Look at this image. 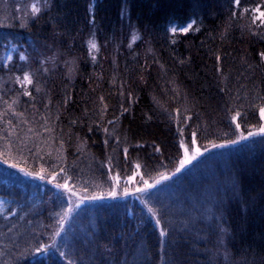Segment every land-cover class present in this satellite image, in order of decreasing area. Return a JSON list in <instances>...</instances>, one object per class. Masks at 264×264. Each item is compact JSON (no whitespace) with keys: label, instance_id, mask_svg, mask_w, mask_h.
Wrapping results in <instances>:
<instances>
[{"label":"trees","instance_id":"trees-1","mask_svg":"<svg viewBox=\"0 0 264 264\" xmlns=\"http://www.w3.org/2000/svg\"><path fill=\"white\" fill-rule=\"evenodd\" d=\"M233 1L48 0L31 21L14 14L6 6L7 0L6 4L0 1V44L19 43L23 37L29 40L26 31L31 29L40 41L53 39L56 46L66 49L69 54L65 58L78 68L69 79L44 77L38 69V54L31 56L29 51L25 62L0 63V102L8 105L7 111L0 109L1 160L9 158L29 171L60 174L63 167L73 176L88 174L92 179L106 180L110 169L116 175L125 167L137 169L139 165L149 172L174 159L181 139L193 131L206 144L211 139H231L237 124L242 129L258 126L259 109L264 107V62L258 57L264 49V25L245 13L244 8L257 0H240L236 13ZM121 7L131 22L147 28L151 43L147 46L138 41L116 52L119 59L112 54L111 61L109 36L117 32ZM195 16L203 22L189 35H179L173 44L169 38L171 21ZM92 29L108 49L100 64H91L86 53L85 42ZM24 72L41 89L37 92L25 82L31 97L22 95L17 82V78L23 80ZM89 128L93 130L89 132ZM260 140L251 137L216 149L221 151L220 158L216 152L207 161H199L202 170L190 167L170 182L157 185L158 199L165 205L157 209L163 213L159 227L136 199L138 194H131L81 211L80 215L86 216L81 220L79 215L68 224L74 237L62 236L56 244L74 264H121L125 259L130 264H168L169 259L176 264H209L216 239L211 234L214 229L209 232L203 225V209L211 196H207L200 176L212 164L218 169L216 178L224 182L227 179L218 175V166L224 164L236 172L227 180L234 190L227 196L236 199L230 205L235 206L233 212L228 210L234 225L230 240L235 255L230 259L232 264H264V146ZM18 193H22L20 186L0 177L1 195L16 198ZM46 197L50 201V196ZM51 207L43 209L46 213L38 212L36 217L45 227L33 238H41L46 245L51 244L49 230L54 221L50 213L56 203ZM190 210L197 217L195 221ZM20 217L0 230V255L7 245L21 243L11 264H67L51 246L41 254L31 250L37 243L25 247L22 235L10 238L12 224ZM185 219L187 228L181 223ZM170 222L175 231L172 238H165L162 250L159 229L169 231ZM93 237L95 247L85 242ZM217 264H223V258H218Z\"/></svg>","mask_w":264,"mask_h":264},{"label":"rangeland","instance_id":"rangeland-1","mask_svg":"<svg viewBox=\"0 0 264 264\" xmlns=\"http://www.w3.org/2000/svg\"><path fill=\"white\" fill-rule=\"evenodd\" d=\"M0 1L5 2L6 4V0H0ZM47 1L48 0H12L10 2V0H7V2L9 3H7L6 6L10 8L14 12V14H16L18 17L20 18L27 17L28 21H31L34 18H36L38 13L41 12L44 3H46ZM95 4L96 2L92 4L91 10L94 9ZM240 5L242 4L239 3V5H237L233 1L232 7H234L235 13L236 11L240 9ZM34 6L36 8V11H33ZM124 7H121V20L119 22L120 24L117 29V32L109 36L110 37L109 38L110 40L109 48L111 50V53L109 54V59L111 61H114L112 58L113 57L112 54L116 55L114 57L119 59L117 53L119 54L120 51L127 50L129 44L135 45L138 41H141L144 45L148 46L151 43L147 36L150 34V32L148 33L147 28H142L141 26L131 22L132 19L128 18L127 10H125ZM244 9H245L246 16L251 18V20L258 22L259 24L264 25V17L261 16V13H264V0H257L256 3L252 5L250 8H244ZM194 18L196 19L190 20V22L194 20L195 23L193 24L189 32L195 31L194 28H196L199 25V23L201 24L203 22L202 17L195 16ZM24 23L25 22H21L23 26H25ZM93 28L95 29V27ZM94 29H92L89 32V37L85 42V46L87 50L86 53L87 55L89 54L88 59L90 60L91 64H100L104 61L105 57L107 56L108 49L105 47V41H102L99 37H97L99 36L97 30H96L97 33H94ZM26 32L30 33L28 34L29 36H31L29 40L23 37V39L22 38L20 39L19 43L18 42L9 43L5 45L0 44V63L2 65L9 66L19 61L25 62L27 60L26 53L29 51L31 56H34V54H38L39 65H40L38 69L40 70V74L44 77L58 78L61 75L62 78L69 79L70 77H73L74 75L77 74L78 68H77L76 63H74L73 61L67 60L64 56L66 54H69L66 49L64 48L60 49L58 46H56L53 39L50 42L40 41L37 38V36L33 35L35 32L31 29H28ZM189 32L187 33V35H189ZM169 34H170L169 38L171 41L173 38L177 41L178 36L183 33H177L174 37L171 32H169ZM133 35H136L137 37L135 41L132 40ZM115 36L117 37L115 38ZM92 40H95L98 46L96 49L91 48L89 45V42ZM93 56L96 57L95 61L92 60ZM21 57H24V58L22 59ZM28 75L29 77L32 78L30 74ZM28 86L32 87L33 85H27V87ZM0 109L7 111L8 105L5 104L4 102H0ZM263 122L264 120L261 119V122L258 123V126L256 127H251V128H246V129L245 128L242 129L240 127L239 130L233 132L234 135L232 133L231 139H234L235 136L238 135L240 132H243L246 136L249 131L255 132L258 129L259 125ZM259 137L261 136H255L254 138L258 139ZM190 140H191V134L189 135V137L186 136L184 137V139H181L185 147L189 149V154H191V152L194 151L195 148L199 147L202 152L201 156L193 160L191 164L186 165L185 168L181 169L179 173H175V175H173V171L175 167L178 166L179 158H181L184 154V148H180L178 155L175 156L174 159H171L172 161L171 160L163 161L158 166L151 168L149 172H146L145 170H142V169H138L139 174L133 177L132 181L128 183L129 189L131 190L133 187L139 186L138 182L140 180V176H144L145 179H149V176L146 175L147 173H150L152 178H158V175L160 173H164L168 175L170 177L169 180L161 181L159 183V184H165L167 182H170L175 177L182 175L184 171L190 167L192 168L194 167V169L202 170V167L197 163L199 161H202L203 159L207 161L209 159L208 158L209 155L211 154H214L217 152L216 157L220 158L221 151L220 152L214 151L216 149L211 148L209 142L221 143L222 141L217 140V139H214V140L211 139V140L206 141V144H205L204 141H202L196 136V144L192 145ZM206 146L208 148L207 151H205ZM1 159L2 158L0 157V177L2 181L9 182L10 180H13L15 184H17L18 186L22 188V193H18L19 196H17L16 198L15 197L11 198L10 195L5 196V195L0 194V230H3L6 227L4 225H8L9 222L12 221V219L15 218L16 216H21L20 221H18L15 224L14 223L12 224L14 226H12V228L10 229L11 230L10 238L14 237L16 239V238H19L20 235H22L23 237H25V243H22L25 247L41 242L42 240L41 238L40 239H37V238L33 239V238H35V236L37 237V235L40 234L39 232L42 230L43 227H45V224H44V221H42L40 218H37L36 216H40L38 215V212L46 213V211L45 212L43 211V209H45L46 207L53 208L51 207V204L56 203V201H53V200L48 201L46 196L47 195L52 196V194L57 191H63V190L55 189L54 183L56 181L63 182L61 180V177L64 174L63 173L58 174L57 177L55 178V181H53V183H49L48 180L42 181L38 178H33L31 176H25L22 172L19 171L18 168H12L9 164H4ZM218 167L221 169L218 175L223 177L224 179H227L228 181H230L233 179V177H235L236 172L232 169L227 168L226 165L220 164V166ZM217 170L218 169L216 166L209 164L207 165V168L205 171L207 175L204 174V175H201L200 177L203 181V186L205 190L207 191V196L212 197V196L217 195L218 193H224L226 195L225 202L219 208V212L223 213V219H222L223 227L227 229V233L223 234L224 243L221 247L222 249L226 247L230 255H235V251H233L234 249L231 246V240H230L231 233L233 232V230L231 229L234 226L233 224H231V218L233 220V216L232 217L228 216V210H229V213L233 212V208L235 206L230 208V205H233L232 203L236 199H235V196H227L233 193L234 191L233 186L227 180H224V182H222L219 179H217L216 178ZM133 171H137V169L136 168L128 169L125 167L123 168V170L121 171L119 170L118 172L115 173L116 175L117 174L120 175L119 183H120L121 188L124 186L126 177L128 175H131ZM43 174L47 175V173L45 172H43ZM68 174L69 176H71V179L68 181V186L70 188L74 187L77 190L87 188L89 192H96L100 190H107L111 184V178L104 180V179H99L98 177H95L92 179L88 174L86 175H81V174L76 175L75 174V176H73L69 172ZM149 182L151 183L152 180L150 179ZM81 194L83 193L81 192ZM131 194L133 193H131L130 191V194L128 196H131ZM121 198H124V197H121ZM111 200L112 199L96 201L94 202V205L88 201H85V204L81 205L80 207L83 210L90 209V208L95 207L96 205L108 203ZM55 208L56 209L54 211L59 210V206L57 203H56ZM240 209L241 208L239 207V210ZM83 216L85 217L86 215H80L81 220ZM88 217L91 219V215H88ZM37 220L41 221V223H37L36 222ZM53 221L54 222L52 225L54 226H52V228L49 230L51 231L50 232L51 236L53 234L54 228L57 227L54 218H53ZM205 221L206 222L203 223V225H205V228L209 230L210 232L211 230L214 229L215 219H213L212 221H208L206 219ZM68 224H69V221H67L64 224L65 231H62L59 236L54 237L55 241H57L56 239L59 240L62 236H65L66 238L74 237V234L68 229ZM212 233H213L212 236L214 237V239H216L214 242V249H215L217 247L218 234L215 230L211 232V234ZM1 234L3 235L4 231L1 232ZM212 236L210 237L209 240L213 239ZM10 238L8 241H11ZM20 244L17 246L11 245V244L7 245V249L4 250L6 252L0 255V264H11L10 261L13 260L18 250V247H20ZM222 258L223 256L221 255L219 259H222Z\"/></svg>","mask_w":264,"mask_h":264},{"label":"snow or ice","instance_id":"snow-or-ice-1","mask_svg":"<svg viewBox=\"0 0 264 264\" xmlns=\"http://www.w3.org/2000/svg\"><path fill=\"white\" fill-rule=\"evenodd\" d=\"M234 2L239 5L240 0H234ZM33 11H36L35 6L33 7ZM261 16L264 17V13H261ZM195 21H191L190 23H187L186 25L177 24L175 22H172V26L170 27V32L173 34V37L177 33H184L187 34L189 30L192 28ZM199 29H197L198 31ZM137 39L136 35L132 36V40L135 41ZM173 44L177 43V41L173 38L171 41ZM89 45L91 48L96 49L98 46L95 42V40H92L89 42ZM129 47H131V44H129ZM259 61L264 62V49L260 50L258 53ZM22 59L24 57H21ZM54 59V57H53ZM96 57L93 56L92 60L95 61ZM71 71V69H70ZM17 82L21 84V87L23 88L22 95L24 96H32V92L29 91L27 88H24V83L26 82L28 85H33L36 88V91L39 92L41 89L38 85H34L33 79L29 77L27 72H24L23 80H20L17 78ZM121 95H123V92H121ZM101 102H103V97L100 98ZM106 107V106H105ZM124 111L126 112L127 109L125 108ZM260 112V118L264 120V107H261L259 109ZM239 115V113H237ZM174 119H177L179 121L178 117H174ZM187 119V117H185ZM109 124H112L113 121L109 120ZM237 130H239L240 125H236ZM47 130V129H46ZM93 129L89 128L88 131L91 132ZM103 131L105 133L108 132L107 128H104ZM178 131L181 132L182 135V129L178 128ZM255 136H261L260 143L262 146H264V123H261L258 127V129L255 132L249 131L247 133V136L240 132L238 135L235 136L234 139H225L221 143L216 142H209L211 148L213 149H222L231 145H237L241 141L248 140L249 137H255ZM119 139V137H117ZM105 145H108V139H105L104 141ZM191 144H196V133L193 131L191 133ZM180 148H184V154L181 158H179L178 166L175 167L173 171V175L175 173H179L181 169L185 168L186 165L191 164L193 160H195L197 157L202 155L201 149L199 147L195 148L194 151L189 154V149L185 147L183 141L179 144ZM79 151V149H77ZM207 146L205 147V151H207ZM156 151H159V148L156 149ZM125 155L128 153V148H124ZM0 157H3V153H0ZM2 162L4 164H9L12 168H18L20 172H22L25 176H31L33 178H38L40 180H48L49 183H53L55 181V178L57 177L58 173L57 171H52L48 173L47 175L43 174V169L40 171L32 170L29 171L27 168L21 167L18 163H12L9 158H3ZM109 164H111V161L109 160ZM137 171H133L131 175H128L126 177L124 186L120 187V175H112L111 169L108 173H106L111 178V184L107 190H100L96 192H89L87 188H83L80 190H77L76 188H70L68 186V181L71 179V176H69L68 172L65 171L63 167L59 168V172L63 173L64 175L61 177V180L63 182L56 181L54 183V187L57 190H63V191H57L52 194V196L49 197V200L51 201L53 197H55L56 203L59 206L58 211H54L53 213H50V215L53 216L55 219V223L57 225L56 228L53 230L52 236H50V245H46L42 242H38L34 246H32V251L34 252H40L43 254L48 250V248L51 246L55 249V251L59 252L61 257H65L67 259V264H74L73 260L71 258L67 257V254L65 251L61 249V247L56 244L54 237L59 236L62 231H65L64 224L67 221L73 220L76 217L80 215V212L83 211L81 209V205L85 204V201H88L94 205V202L96 201H103L105 199H112L116 200L121 197H126L131 193L138 194L136 195V199L139 200L147 209L148 213L154 218L155 224L159 227L162 223L163 219V213H158L157 209L164 207V203L158 199L159 189L156 188V185L159 184L161 181H167L170 179V177L164 173H160L158 175V178H152L150 173H147L146 175L149 176V179H145L144 176H140V180L138 182L139 186L133 187L131 190L128 187V183L132 181L133 177L138 175V169L139 165L136 166ZM152 180L150 183L149 180ZM81 192L83 194H81ZM226 195L224 193H218L215 196H212L209 199V203L205 206L203 209V215L208 221H212L215 219V225L214 230L217 232V247L212 251L211 258L209 260V264H217L218 258L222 255L223 256V264H232V261L230 259V254L227 251L226 247L222 249V245L224 243L223 240V234L227 233V229L223 227L222 219H223V213L219 212L218 209L220 206L225 202ZM192 214V220L195 221L197 219L196 215L194 213ZM182 225L184 228L188 227V220L185 219L182 222ZM169 231H166L165 228L159 229V236H160V245L161 249L163 250L166 244V237L172 238V235L175 231V225L170 222L169 224ZM182 230V229H181ZM38 239V238H37ZM86 243H88L90 246L95 247L96 246V238L93 237L91 240H86ZM115 264V262H114ZM121 264H130V262L125 259L121 262ZM131 264H136L135 261L131 262ZM168 264H176V262L172 259H169Z\"/></svg>","mask_w":264,"mask_h":264}]
</instances>
